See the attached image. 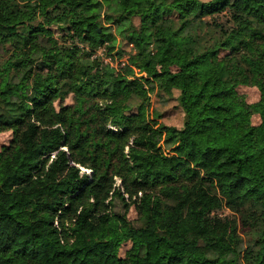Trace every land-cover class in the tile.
Wrapping results in <instances>:
<instances>
[{
    "label": "trees",
    "instance_id": "obj_1",
    "mask_svg": "<svg viewBox=\"0 0 264 264\" xmlns=\"http://www.w3.org/2000/svg\"><path fill=\"white\" fill-rule=\"evenodd\" d=\"M0 43V264H264V0H0Z\"/></svg>",
    "mask_w": 264,
    "mask_h": 264
},
{
    "label": "rangeland",
    "instance_id": "obj_2",
    "mask_svg": "<svg viewBox=\"0 0 264 264\" xmlns=\"http://www.w3.org/2000/svg\"><path fill=\"white\" fill-rule=\"evenodd\" d=\"M133 23L137 25L138 20L134 19ZM89 30L91 35L97 39L98 38V32L94 28V26H89L86 27L84 25L79 26L80 32H82L84 29ZM119 37L117 36V40L119 42ZM82 45V44H81ZM80 44L79 46L82 47ZM120 50H122L121 56H108L105 54V52H102V49H98L96 53L91 55L92 58H94L96 55H100L101 57L104 58V61H110L114 67H119L125 65V63L128 60L129 54L132 52L131 50V45H127L124 43H121L120 45ZM10 47L4 44L0 43V68L1 66L5 63V61L9 58L10 56ZM113 53H115L113 51ZM224 53H221L217 57L213 58L214 62L218 63L221 56H223ZM237 91L240 94H243L246 98V101L248 103H254L259 99V91L256 87L253 86H246L242 85L237 88ZM175 97V96H174ZM174 97H163L160 99L155 93L150 94V106H149V112L158 114L159 117H157V121L167 124V125H174V126H180L182 123V112L180 109L176 106V102L174 100ZM160 100V102H159ZM72 102V99L70 96H67L64 99L65 104H70ZM259 122L258 117L255 115L252 117V123L257 124ZM13 138V132L12 130H3L0 132V151L8 146ZM84 170L83 168H81ZM88 173H90L89 170H87ZM115 185L120 186L121 185V180L117 177H114ZM122 194L124 197L129 200V195L124 192V189H121ZM135 197L133 196L132 199ZM120 205L116 202V207H119ZM220 217H228L230 219L237 220L238 222V234L242 238L243 241V246L246 247L249 242H252L253 239H255L256 235L258 234V231L260 230V224L257 223V221L254 220V218H249L246 217V215L243 217L239 218V215L231 212L227 208H222L220 211L217 213ZM127 218L131 221H135L137 219V211L135 209V206L131 204L126 212ZM128 247L127 245H124L123 248L121 249V254L126 250Z\"/></svg>",
    "mask_w": 264,
    "mask_h": 264
},
{
    "label": "built area",
    "instance_id": "obj_3",
    "mask_svg": "<svg viewBox=\"0 0 264 264\" xmlns=\"http://www.w3.org/2000/svg\"><path fill=\"white\" fill-rule=\"evenodd\" d=\"M112 65V63H110Z\"/></svg>",
    "mask_w": 264,
    "mask_h": 264
}]
</instances>
